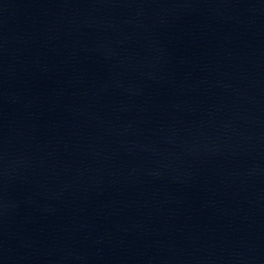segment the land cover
Here are the masks:
<instances>
[{"label":"water","instance_id":"water-1","mask_svg":"<svg viewBox=\"0 0 264 264\" xmlns=\"http://www.w3.org/2000/svg\"><path fill=\"white\" fill-rule=\"evenodd\" d=\"M0 264H264V0H0Z\"/></svg>","mask_w":264,"mask_h":264}]
</instances>
